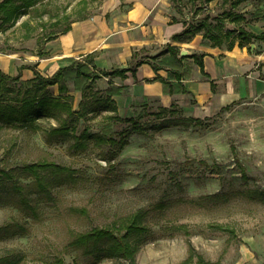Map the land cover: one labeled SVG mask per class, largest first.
I'll use <instances>...</instances> for the list:
<instances>
[{
    "label": "rangeland",
    "instance_id": "1",
    "mask_svg": "<svg viewBox=\"0 0 264 264\" xmlns=\"http://www.w3.org/2000/svg\"><path fill=\"white\" fill-rule=\"evenodd\" d=\"M105 1L15 0L14 5L22 7L20 17L10 24L0 21V53H18L33 60L47 38L58 37L74 22L100 15ZM234 1L170 0L167 9L168 15L175 14L193 26L206 23L231 31L239 24L232 21L230 12H264V0H247L231 8ZM226 42L225 46L230 43ZM204 43L210 44L208 40ZM165 54L158 52V56ZM67 62L66 66L71 64ZM161 64L178 68L182 63L169 57ZM66 82L69 93L65 96L79 110L82 91L78 87L85 80L77 79L72 71ZM110 84L103 78L91 86L89 114L76 124V134L87 129L120 139L128 130V144L121 150L109 143L98 146L94 140L85 150H78L72 137L50 133L60 125L53 118L38 120L37 130L0 121V169L13 171L16 180L31 190L34 178L26 177L21 169L26 164L54 162L70 168L72 176L52 187L51 195L33 192L34 209L19 206L12 183H0V260L9 257L17 264H54L61 257L65 264H95L93 258L70 246L74 236L111 226L143 210L148 230L139 238L137 264H180L191 254L188 264H199V256L203 264L253 263L264 251V92L197 123L188 121L176 107L152 111L139 105L130 116L117 113L123 119L133 118L146 130L140 134L133 132L135 123L115 121L110 118L112 111L94 103L110 93L115 95L118 87ZM110 86L114 92H108ZM50 90L56 97L64 96L58 86ZM167 121L179 124L160 129ZM239 164L247 170V179ZM97 264L130 262L103 259Z\"/></svg>",
    "mask_w": 264,
    "mask_h": 264
},
{
    "label": "crops",
    "instance_id": "2",
    "mask_svg": "<svg viewBox=\"0 0 264 264\" xmlns=\"http://www.w3.org/2000/svg\"><path fill=\"white\" fill-rule=\"evenodd\" d=\"M169 2L106 0L100 15L74 22L68 32L48 40L43 45V57L38 56V52L33 60L22 58L18 53H0V71L11 76L20 73L21 79L28 81L35 78L33 68L49 77L65 67L68 59L87 55L94 58L98 68L135 67L136 72H127L124 80L104 78L112 87L124 88L112 96L121 116L123 113L134 114L137 106L142 105L152 111L176 107L188 118L202 119L264 92V41L240 46L241 41L236 39L233 48L229 49L231 41L227 46L226 41L221 46H215L209 40L210 44H205L202 33L175 40L174 37L182 34L190 22L175 14L168 15ZM248 11L237 12L244 14L246 19L238 26L256 35L263 34L264 12ZM169 46L180 50L177 61L182 64L178 68L161 64L171 57ZM183 50L190 55L182 56ZM159 51L166 54L158 56ZM134 53H137L135 58ZM195 54L202 56L203 71L193 57ZM136 60L148 63L133 65ZM152 64L161 69L155 71ZM43 70L48 74L44 75ZM162 80L173 84L172 92ZM258 256L250 264H264V251Z\"/></svg>",
    "mask_w": 264,
    "mask_h": 264
},
{
    "label": "trees",
    "instance_id": "3",
    "mask_svg": "<svg viewBox=\"0 0 264 264\" xmlns=\"http://www.w3.org/2000/svg\"><path fill=\"white\" fill-rule=\"evenodd\" d=\"M14 1L15 0H0L1 25L14 23L20 17L19 10L22 7L15 6ZM172 1L179 2L181 0ZM207 1L211 2L213 0ZM243 1L247 0L234 1L231 4V8H236ZM29 4H25V7H29ZM228 15H234L232 21L238 24L241 21L246 20L244 14H238L237 12L234 14H231L230 12ZM174 21H177V19L174 18ZM70 29L71 24L68 25L61 33L64 34ZM202 31H204V40L211 41L215 46L223 45L226 40L231 41V44L228 46L229 49L233 48L236 39L241 41L240 46L249 45L254 43L256 40L264 41V33L256 35L248 32L240 26H238L236 31L224 30L222 26H211L206 23H202L199 26H193L190 23L186 27L185 31L180 35H176L174 39H188L195 34L202 33ZM235 32H238V35L233 39L232 37ZM55 37L56 35L54 34L47 38V41L52 40ZM168 52L174 59H177L180 54V50L173 46L168 47ZM38 56H44L42 47H40ZM136 56L137 53H134L133 57L135 58ZM193 57L201 66L203 71V63L201 61L202 56L195 54ZM69 60H71L70 65L61 67L49 77L43 76L38 70H36V68H33L35 78L28 81L22 80L20 73L17 76H11L3 71H0V121L9 125L28 126L31 129L37 130L39 129V126L37 125L38 120L42 118H53L59 120L60 125L52 128L50 133H59L62 136L72 137L75 140L73 146L78 150H85L91 140H94L98 146L109 143L118 147L120 150L123 149L128 144V139L131 135L128 130L121 134L120 139L106 138L100 134L91 133L87 129L77 135L76 124L81 119L87 118L89 114V101L87 100L88 92L96 81L103 78L113 77H120L124 80L126 79V73L129 71L135 73L136 68H113L110 70L98 68L91 55H87L80 59L70 58ZM143 63L148 62L141 60L137 63V66ZM152 66L155 71H159L161 69V67L156 64H152ZM23 68L24 67L20 68V72ZM72 71L75 72L77 79L85 80V85L78 87V89L82 91V101L80 103L79 110H74L72 102L69 101V99H71L70 96H65L69 93L66 77L68 73ZM162 82L166 86L171 87V92L173 91V84L166 80H162ZM15 83L18 84L16 85ZM53 86H58L60 94L64 96H54L50 90ZM123 89L124 88H117L116 93H120ZM108 92H114L111 86L108 88ZM183 92H186V90H183ZM110 95L111 96L106 99H96L94 103L97 102V105H99V109L101 110L112 111L114 116H110V118L115 121L124 123L133 122V118L123 119L117 114L118 107L116 102L112 99V95H114V93H110ZM187 120L196 123L201 122L200 119L194 118H188ZM69 122H73L74 125L68 126ZM133 123L136 124L133 128V132L140 134L145 133L146 130L137 125L136 121ZM172 124L178 125L179 123L167 121L165 125L159 126V128L162 129ZM239 165L241 167L242 177L247 179V170L241 164ZM21 169L25 173L26 177L29 176L34 178V190H31L30 186H25L20 181L16 180L13 171L6 169H0V183L4 180L12 183L10 184L11 191L17 195V201L19 206L22 208L34 209L30 200V195L33 192L40 195H51L52 187L64 183V181L67 180L66 177H72L70 168L49 161L26 164ZM77 211L85 213V210ZM144 219L145 212L143 210H138L129 214L123 218V220L117 221L111 226L95 227L87 232L76 234L70 242V246L73 249L82 252L83 256L93 258L95 264L101 262L103 259H123L129 261L130 264H137L136 255L141 246V240L139 238L148 230ZM221 227L222 229L229 231L227 227ZM192 259L193 254L180 264H188L192 261ZM198 263H204L203 258L200 256ZM0 264H17V262L9 257H6L5 259L0 260ZM54 264H65V260L61 257H57Z\"/></svg>",
    "mask_w": 264,
    "mask_h": 264
},
{
    "label": "water",
    "instance_id": "4",
    "mask_svg": "<svg viewBox=\"0 0 264 264\" xmlns=\"http://www.w3.org/2000/svg\"><path fill=\"white\" fill-rule=\"evenodd\" d=\"M252 47H254V45H252ZM182 56H188L190 55V53L186 50H183L182 53H181Z\"/></svg>",
    "mask_w": 264,
    "mask_h": 264
}]
</instances>
